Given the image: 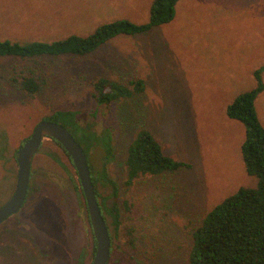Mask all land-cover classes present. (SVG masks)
Returning a JSON list of instances; mask_svg holds the SVG:
<instances>
[{
	"label": "rangeland",
	"instance_id": "rangeland-1",
	"mask_svg": "<svg viewBox=\"0 0 264 264\" xmlns=\"http://www.w3.org/2000/svg\"><path fill=\"white\" fill-rule=\"evenodd\" d=\"M151 2L0 0V41L52 43L116 20L144 24ZM174 9L170 23L119 36L84 57L0 58V206L14 192L16 152L43 118L69 111L80 129L96 136L107 129L115 158L104 165L97 150L87 160L105 204L119 207L108 264H188L205 215L257 185L241 156L244 127L226 108L255 87L260 69L263 91L254 107L264 128V0H178ZM20 73L40 84L34 96L15 82ZM100 77L124 85L137 80L143 88L97 108L92 85ZM141 129L187 167L125 186L127 148ZM106 178L116 184L115 197ZM93 246L75 169L45 138L24 207L0 225V264H73L78 256L90 264Z\"/></svg>",
	"mask_w": 264,
	"mask_h": 264
},
{
	"label": "trees",
	"instance_id": "trees-1",
	"mask_svg": "<svg viewBox=\"0 0 264 264\" xmlns=\"http://www.w3.org/2000/svg\"><path fill=\"white\" fill-rule=\"evenodd\" d=\"M177 2L178 0H152L148 21L144 24H135L125 19L116 20L99 26L88 36L71 35L52 43L19 44L7 40L0 41V58L23 61L40 57H84L119 36L140 35L170 23L174 18ZM254 79L255 87L239 94L227 106L226 115L244 127L241 156L245 172L257 179V185L255 188H240L205 215L199 227L193 232L188 264H264V128L259 123L254 107L257 95L263 91L260 69L254 71ZM15 82L29 97L34 96L40 86L34 77L24 76L21 73L18 74ZM92 87V99L97 108H102L109 107L114 101L128 99L140 93L143 84L136 80L124 85L100 77ZM74 116V113L69 111H57L42 120L56 122L67 128L81 146L86 159L100 150L102 161L104 165H107L113 157L115 158L111 146L113 135H110L107 129L98 136L88 129H80L74 121ZM87 164L112 246L115 231L120 226L119 207L117 202L109 206L105 204V198L98 190V180L93 173L94 167L89 165L88 160ZM124 165L125 186H131L143 176L173 173L187 167L185 163L165 155L159 143L146 129L139 130L130 142ZM106 181L115 197L116 184L107 178ZM94 253L95 241L92 249L93 256ZM73 264H83L81 257L78 256Z\"/></svg>",
	"mask_w": 264,
	"mask_h": 264
},
{
	"label": "water",
	"instance_id": "water-1",
	"mask_svg": "<svg viewBox=\"0 0 264 264\" xmlns=\"http://www.w3.org/2000/svg\"><path fill=\"white\" fill-rule=\"evenodd\" d=\"M45 138L56 142L65 151L77 174L95 241V253L90 264H108L111 240L95 195L86 156L69 130L59 123L39 121L31 136L17 150L15 188L11 198L0 206V225L16 215L24 206L28 194L32 161Z\"/></svg>",
	"mask_w": 264,
	"mask_h": 264
},
{
	"label": "flooded vegetation",
	"instance_id": "flooded-vegetation-1",
	"mask_svg": "<svg viewBox=\"0 0 264 264\" xmlns=\"http://www.w3.org/2000/svg\"><path fill=\"white\" fill-rule=\"evenodd\" d=\"M51 141H52V140H51ZM15 160H16V159H15ZM30 178H31V175H30ZM29 183H30V182H29ZM28 189H29V188H28ZM25 203H26V201H25ZM24 205H25V204H24ZM23 207H24V206H23ZM23 207H22V208H23ZM21 210H22V209H21ZM21 210H20V211H21ZM20 211H19V212H20ZM19 212H18V213H19ZM18 213H17V214H18ZM14 216H15V215H14ZM14 216H12V217H14ZM12 217H10V218H12ZM10 218H8L6 221H8ZM88 220H89V218H88ZM6 221H5V222H6ZM3 223H4V222H3ZM3 223H2V224H3ZM2 224H1V225H2ZM91 232H92V231H91ZM92 236H93V235H92ZM93 239H94V238H93ZM110 256H111V254H110ZM109 259H110V258H109ZM108 262H109V261H108Z\"/></svg>",
	"mask_w": 264,
	"mask_h": 264
}]
</instances>
